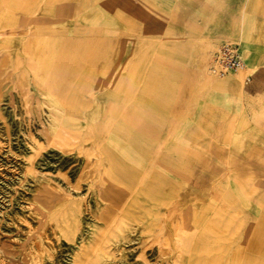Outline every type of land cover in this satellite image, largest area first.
<instances>
[{
    "label": "rangeland",
    "instance_id": "rangeland-1",
    "mask_svg": "<svg viewBox=\"0 0 264 264\" xmlns=\"http://www.w3.org/2000/svg\"><path fill=\"white\" fill-rule=\"evenodd\" d=\"M0 264H264V0H0Z\"/></svg>",
    "mask_w": 264,
    "mask_h": 264
},
{
    "label": "crops",
    "instance_id": "crops-1",
    "mask_svg": "<svg viewBox=\"0 0 264 264\" xmlns=\"http://www.w3.org/2000/svg\"><path fill=\"white\" fill-rule=\"evenodd\" d=\"M180 20H181L180 23H181V36L182 37H196V36L200 37L201 36L200 33H198L196 30L191 29L193 27H197L199 32H200V30H202L200 28L199 23L194 21L192 17H186V15L182 14V18ZM259 56H260V54H257V52H255L254 55L251 53L247 54L246 60L250 64L251 68H253V69H260L261 68L260 66H258V63L261 62V61H259V60H261ZM226 84L229 86V83H226ZM257 86H259L258 80H255L254 83L250 82V83L245 85L244 90H245L246 100H248V98L256 92ZM220 112H222L223 115H229L230 114L229 110L226 108H223Z\"/></svg>",
    "mask_w": 264,
    "mask_h": 264
},
{
    "label": "built area",
    "instance_id": "built-area-1",
    "mask_svg": "<svg viewBox=\"0 0 264 264\" xmlns=\"http://www.w3.org/2000/svg\"><path fill=\"white\" fill-rule=\"evenodd\" d=\"M243 67L237 48L225 45L214 55L211 69L220 77H225Z\"/></svg>",
    "mask_w": 264,
    "mask_h": 264
}]
</instances>
